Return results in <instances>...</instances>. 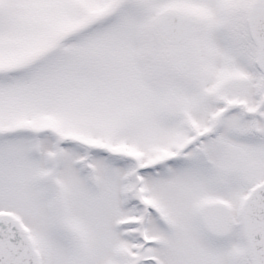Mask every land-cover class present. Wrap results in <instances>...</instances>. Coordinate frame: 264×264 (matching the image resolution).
<instances>
[{
	"label": "snow or ice",
	"instance_id": "obj_1",
	"mask_svg": "<svg viewBox=\"0 0 264 264\" xmlns=\"http://www.w3.org/2000/svg\"><path fill=\"white\" fill-rule=\"evenodd\" d=\"M0 264H264V0H0Z\"/></svg>",
	"mask_w": 264,
	"mask_h": 264
}]
</instances>
